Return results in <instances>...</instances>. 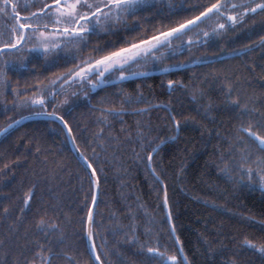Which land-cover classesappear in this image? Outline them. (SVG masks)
Returning a JSON list of instances; mask_svg holds the SVG:
<instances>
[{
    "label": "trees",
    "instance_id": "16d2710c",
    "mask_svg": "<svg viewBox=\"0 0 264 264\" xmlns=\"http://www.w3.org/2000/svg\"><path fill=\"white\" fill-rule=\"evenodd\" d=\"M236 1L232 3H240ZM214 2L143 4L119 28L95 31V48H100L95 57L175 26ZM211 19L174 39L162 59L138 62L131 70L182 67L95 89L77 81L47 102V111L57 105L78 149L96 169L99 195L93 243L102 264H158L147 254L149 247L176 254L179 264L184 263L178 248L187 264H264V257L242 246L246 237L264 239V189L257 176L249 180L237 168L245 145L235 142L239 117L225 88L230 85L232 97L256 109L257 117L264 113V45L260 44L264 12L248 14L227 31L207 39L201 34L198 43L187 44L189 36L195 41L200 29L207 31L215 23ZM65 54L66 49L59 50L22 64L17 73L6 72L9 88L24 102L38 93V87L84 60ZM169 80L180 83L169 88ZM71 90L76 100L59 104L68 101ZM125 97L131 102L122 103ZM161 104L167 109L155 106ZM102 109L122 111L108 115L105 123L100 119ZM33 111L43 109L28 103L13 107L2 100L0 128ZM169 111L180 121L178 132ZM101 129L102 135H95ZM161 142L149 168L148 153ZM247 143L253 158L264 156ZM30 188L34 191L30 208L21 212L22 196ZM165 195L179 246L163 206ZM90 201L89 177L57 122L35 119L11 131L0 141V264H40L37 242L45 254L50 252V264H93L84 240ZM41 218L54 223L56 230L47 234L38 230Z\"/></svg>",
    "mask_w": 264,
    "mask_h": 264
},
{
    "label": "snow or ice",
    "instance_id": "6c2138e0",
    "mask_svg": "<svg viewBox=\"0 0 264 264\" xmlns=\"http://www.w3.org/2000/svg\"><path fill=\"white\" fill-rule=\"evenodd\" d=\"M143 3L144 0H39V3L36 0H23V3H21V0H0V15L9 16L15 21V24L9 29L11 33L10 38L6 41L0 40V55H3L5 51H12L18 47H23L24 43L33 40L35 43L31 45L28 51L37 52L45 58L52 53L58 52L60 49L67 48L69 45L78 49L80 43L86 41L91 33L97 31V29L110 28L118 22H124L128 16H133ZM33 7L36 9L35 11L31 10ZM21 8L25 10V15H21ZM237 9H242V11H237ZM257 11L264 12V0H260L259 3H246L244 0H241L240 3H229L228 0H215L214 3L204 7L197 15H193L191 18L185 19L175 26L168 27L166 30H156L155 34L149 35L146 38L127 41L125 46L108 51L97 58L86 57L83 61H78L76 66L68 69L66 73L55 76L43 88L38 87V93L29 99L32 105H39L43 111L33 114L60 121L69 134H71L68 123L64 121L63 116L58 115L56 104L52 105V112L47 111L49 99L55 100L56 96L63 92L66 85L77 81L83 84L86 81L90 88L95 89L107 83L146 75L147 73L131 70L132 66L137 65L140 61L147 62L149 60L157 61L162 59L165 55L162 49H171L174 39L187 35L191 32L192 28L198 27L205 20L216 16L217 21L223 20V22L214 23L207 31L200 29L196 40L193 41L192 37L189 36L186 41L187 44L198 43L201 34L207 39L212 35L227 31L228 27H234L246 15L255 14ZM182 43L184 42L182 41ZM260 44L264 45V36L260 38ZM173 54L175 53L173 52ZM168 70L167 67L161 69L162 72H167ZM117 72L119 75L116 77V81L108 79L109 76ZM91 76H95V81L90 79ZM61 81L62 83H59ZM58 83L59 90L57 89ZM167 83L169 88H172L174 84H179L180 82L169 80ZM49 88L51 90L46 91ZM225 88L227 95L231 97L229 103L236 108L239 117V123L236 127L237 135L234 138L235 142L245 145V148L240 150L242 154L237 162V168L242 175H247L249 180L252 179L253 175L257 176L261 188L264 189V156H255L253 158V152L248 150L249 146L247 143L250 142L251 145L255 146L257 151L264 154V113L257 117L255 115L256 109H249L247 103H241L239 98L232 97L230 85H226ZM41 92L45 94H40ZM72 95L76 94L72 93ZM129 102H131L130 97H125L122 101V103ZM137 102H139V98H137ZM66 103V99L59 101L61 105ZM155 106L166 109L168 107L162 104ZM120 111L122 109H102L100 119L107 123L108 115H119ZM138 111L143 112L147 111V109H139ZM169 118L173 127L178 132L180 121L171 111H169ZM19 123V120H13L7 128H0V135L5 134L13 125ZM95 135H102V129ZM157 147L158 145L153 146L148 153L149 168H151L152 155L156 152ZM77 151L79 150L77 149ZM80 157L85 161L91 173L89 182L91 184L92 204L87 207V214L84 220V233L89 242L95 264H101V257L97 254L96 245L92 243L94 235L93 225L96 223L92 205L97 201V173L92 163L88 162L87 158L83 156V153H80ZM252 163L257 165L255 169L250 166ZM153 175L155 176L154 169ZM156 178L159 179V177ZM33 196L34 191L31 188L23 194L21 212L30 208V201ZM163 206L166 210L168 222L171 225L172 218L171 213L167 211L168 201L166 195ZM3 212L7 215L8 208L5 207ZM37 229L47 234L49 231H55L56 225L54 223L46 224L44 219L41 218L37 221ZM171 233L177 245H179V238L175 237L174 227L171 228ZM129 239H132V237ZM242 246L264 257V239L256 242L246 237L242 241ZM37 249L35 255L39 258L40 264H50V252L49 254H45L44 246L38 242ZM177 252L180 256H183L182 248H178ZM147 254L156 259L158 264H179L176 254L169 255L167 251H160L158 247H149ZM183 260L184 264H187V257H183ZM29 264H35V261H30Z\"/></svg>",
    "mask_w": 264,
    "mask_h": 264
},
{
    "label": "flooded vegetation",
    "instance_id": "af4514ba",
    "mask_svg": "<svg viewBox=\"0 0 264 264\" xmlns=\"http://www.w3.org/2000/svg\"><path fill=\"white\" fill-rule=\"evenodd\" d=\"M36 2L39 3V0H36ZM21 3H23V2L21 1ZM31 10L35 11L36 9H35V7H33V8H31ZM20 12H21V15H25L26 14V12H25V10L23 8L20 9ZM14 24H15V21L13 19H11L9 16L0 15V34H2L1 36H3L4 41H6V40H8L10 38L11 33H10L9 29ZM34 43H35V41L33 40L32 43L28 42L26 46L23 45V47H18L16 50H12L11 52L14 53V54H11V55H13V57L9 56V57L6 58V63H3V65L0 66V68H1L0 69V74L1 73L5 74L6 72H10V71H12L11 73H17L16 71H18L20 69L22 64L28 63L32 59L45 58V57L41 56L39 53H37V52L28 51V49ZM80 48L83 51V53L84 52L88 53L86 55V57L93 58V59L95 58V32L91 33L87 37L86 41L80 43ZM64 49L65 48H63V51H64ZM63 51L60 49L61 53ZM86 57H84V59ZM60 58H63V54H61V56H59V59ZM60 63H61V61H59V67H58L59 69L62 68V65ZM55 65H57V64H55ZM1 77H2V79H4L3 82L7 83V80H6L5 76L1 75ZM90 79L95 81L96 78H95V76H91ZM60 83H62V82H60ZM83 84H85V86H86V84H88V83L85 81ZM70 86H71V84H70ZM88 87H90V86L88 85ZM6 93H8V94L6 95ZM6 93L4 94V97H3V103L4 104H7L9 106H13L14 107V106L22 105L23 103H28L29 105L34 106V105L31 104V101L29 99V98L33 97L34 95L29 97V98H27L23 102V101H21L23 99V97H21L22 95H19L18 92H16L14 89L8 88L6 90ZM40 94H44V93L41 92ZM35 106H39V105H35ZM7 110L8 109H6L5 112Z\"/></svg>",
    "mask_w": 264,
    "mask_h": 264
},
{
    "label": "water",
    "instance_id": "95a60500",
    "mask_svg": "<svg viewBox=\"0 0 264 264\" xmlns=\"http://www.w3.org/2000/svg\"><path fill=\"white\" fill-rule=\"evenodd\" d=\"M180 67H182V66L171 67V68H168V69H169V70H173V69H177V68H180ZM161 69H163V68H161ZM161 69H158V70H157V69H156V70H145V71H144V70H141V71L138 70V72H144V73H147V74H146V75H142V76L129 77L128 79H134V78H139V77H145V76H149V75H153V74H160V73H163V72L161 71ZM169 70H168V71H169ZM128 79H125V80H128ZM125 80H123V81H125ZM111 81H116V78L111 79ZM117 82H120V81H117ZM117 82H114V83H117ZM108 84H111V83H107V84H104V85H108ZM104 85H101V86H104ZM38 112H41V111H35V112L26 113V114H23V115H21V116L15 118V119H13V120H19L20 123L17 124V125H13V127L10 128V129H8V131H7L5 134L0 135V141H1V139H3L7 134H9L11 131L15 130L16 128H18L19 126H21L22 124H24V123H26V122H29V121H32V120H35V119H48V118H46L45 116H40V115H34V114H33V113H38ZM48 112H52V111H48ZM58 115H59V114H58ZM13 120H11L10 122H8L7 124H5V125H4L3 127H1V128H7V126H8ZM49 120H52V119H49ZM53 121L57 122V123L59 124V126L61 127V129H62V131H63V133H64V135H65V138H66V141H67V144H68V146H69L70 151L72 152V154L74 155V157L76 158V160H77V161L81 164V166L85 169V171H86L88 177L90 178V174H91V173H90V170L87 168V166H86V164H85V161H84L83 159H81V157H80V153H81V151L78 149V147H77V145H76V143H75V141H74V139H73L72 133L69 134L68 130L64 128L63 124H62L60 121H58V120H53ZM64 121H65V120H64ZM73 142H74V143H73ZM162 143H163V142H161L158 146H160ZM157 148H158V147H157ZM77 149H78L79 151H77ZM83 156H84V155H83ZM84 157H85V156H84ZM88 162H89V161H88ZM96 178H97V176H96ZM97 180H98V179H97ZM98 195H99V184L97 185V201H98ZM97 201L95 202L94 205H92L93 208H94V211H95V207H96ZM90 204H92V199H91L89 205H90ZM166 216H167V215H166ZM167 220H168V217H167ZM169 225H170V224H169ZM170 228H172L171 225H170ZM84 240H85L86 250H87V252H88V254H89V256H90V258H91L93 264H95L94 258H93L92 254H91V249H90V247H89V242H88V240H87V237H86L85 233H84ZM92 243H93V240H92ZM177 246H179V245H177ZM180 257H181V259H182V261H183V263H184V260H183V257H184V256H180ZM101 264H102V262H101Z\"/></svg>",
    "mask_w": 264,
    "mask_h": 264
},
{
    "label": "rangeland",
    "instance_id": "374dc122",
    "mask_svg": "<svg viewBox=\"0 0 264 264\" xmlns=\"http://www.w3.org/2000/svg\"><path fill=\"white\" fill-rule=\"evenodd\" d=\"M22 2H23V0H21ZM157 2V0H144V3L143 4H148V3H151V2ZM245 1V0H244ZM169 2H170V0H169ZM229 3H232L233 2V0H229L228 1ZM236 2H241V0H237ZM142 4V5H143ZM211 21L212 22H218L217 21V19H216V17H215V19H211ZM222 22V21H221ZM121 25H123V22L122 23H120V24H115V25H113V26H111L110 27V29H117V28H119ZM213 25V24H212ZM107 29V28H106ZM197 29V28H196ZM100 30V29H99ZM101 30H105V29H101ZM199 29H197V31H198ZM196 31V32H197ZM0 40H2V37L0 36ZM29 42H33V41H29ZM27 43L28 42H26V43H24V46H26L27 45ZM96 47H97V45H95ZM66 49V54H65V56H67V57H76V58H78V59H80V58H82V57H86V55L88 54V53H83V54H81L80 52H82V50H81V48H80V45H79V47H78V49L76 48V47H73V46H71V45H69L67 48H65ZM97 49H100V48H95V50H96V53L97 52H99V51H97ZM62 51H63V49H61ZM107 50V49H106ZM162 51H164L165 52V54L167 53V52H170L171 50L170 49H162ZM64 52V51H63ZM61 53V52H60ZM11 54H14V53H12L11 51H5V52H3V55H0V66H2L3 65V63H6V58L7 57H13V55H11ZM101 55H103V54H101ZM158 55H159V53H158ZM99 56V55H98ZM95 58H97V57H95ZM141 63L143 62V61H140ZM1 69V68H0ZM135 69H137V68H135ZM139 70V69H138ZM137 70V71H138ZM151 70V69H150ZM153 70H156V69H153ZM133 71H135V70H133ZM115 74V73H114ZM114 74H112L111 76H109L108 77V79H114L116 76H118L119 75V73L117 72L116 73V75H114ZM4 75V74H3ZM4 81V79H2V77H1V75H0V102H2V100H3V97H4V94L6 93V90L9 88V85L7 84V83H4L3 82ZM72 93H74V91H69L68 92V94H67V97H68V103L69 102H73V101H75L76 100V97L74 96V95H72ZM73 96L75 97V99H73Z\"/></svg>",
    "mask_w": 264,
    "mask_h": 264
}]
</instances>
